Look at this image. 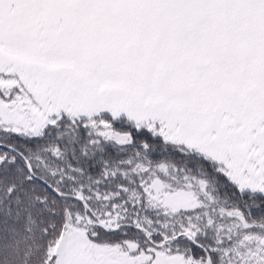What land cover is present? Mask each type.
<instances>
[{"label":"snow or ice","instance_id":"6c2138e0","mask_svg":"<svg viewBox=\"0 0 264 264\" xmlns=\"http://www.w3.org/2000/svg\"><path fill=\"white\" fill-rule=\"evenodd\" d=\"M0 264H264V0H0Z\"/></svg>","mask_w":264,"mask_h":264}]
</instances>
